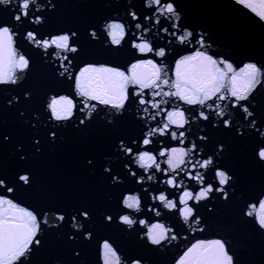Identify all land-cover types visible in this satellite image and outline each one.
I'll list each match as a JSON object with an SVG mask.
<instances>
[{"label":"snow or ice","instance_id":"1","mask_svg":"<svg viewBox=\"0 0 264 264\" xmlns=\"http://www.w3.org/2000/svg\"><path fill=\"white\" fill-rule=\"evenodd\" d=\"M232 4L264 31V0ZM12 5L0 0V264H88L93 241L97 264H152L150 253L187 239L184 225L206 233L222 210L232 231L195 239L173 264H264V39L258 57L237 61L184 24L178 0H117L99 21L63 25L61 9L95 0ZM113 229L134 246L99 236Z\"/></svg>","mask_w":264,"mask_h":264},{"label":"water","instance_id":"2","mask_svg":"<svg viewBox=\"0 0 264 264\" xmlns=\"http://www.w3.org/2000/svg\"><path fill=\"white\" fill-rule=\"evenodd\" d=\"M117 0H95V6L85 9H71L63 8L57 14L56 23L63 25L72 20V18L81 14L87 16L93 21H99L104 15H108L112 11L110 5H114ZM123 2H128V0H123ZM134 3L139 5L140 0H133ZM181 5L182 16L184 18L183 22L186 25L196 28L197 32L201 31L202 28L208 29L211 34L212 40L215 41L213 44L214 49L224 51L233 56L237 61L241 60L246 55H256L257 57L261 52V42L264 39V31L261 30L259 24L251 17L250 13L245 11H238L233 7L232 0H178ZM13 7H15V0H13ZM115 13H113L114 15ZM121 15L123 13L121 12ZM0 19L8 20L9 13L0 11ZM102 23V21H101ZM47 28H42L41 31H47ZM211 42V41H209ZM163 43V41H161ZM22 51H25L28 55L37 56L36 51H34L31 46L27 45L25 42L21 41L19 44ZM96 58L101 59H114L120 63H124L130 56V53L126 50L123 54L112 56L101 52L100 50H95L93 53ZM174 53L168 57V63L171 64L173 60ZM54 88L63 91L67 88L66 85H53ZM257 101L264 102V97L257 96ZM192 131L195 132V126L192 127ZM191 138V137H190ZM172 146H178V142H170ZM244 152V147L238 145L235 149L234 161L240 162L242 154ZM163 160L164 158H160ZM166 167V165H162ZM152 182L146 181L144 187H149ZM125 187H133L131 184L125 185ZM163 188V185H159ZM171 191V190H169ZM26 203H33L34 197L31 195H26L22 197ZM107 200V195L104 197ZM146 203L151 204L150 200H146ZM203 214V209H200ZM140 218H145L141 216ZM163 222L167 224H175L176 218L173 216L170 219L165 216L163 217ZM234 222V213L231 210H222L217 221L212 223V227L206 233H200L198 231L193 232L188 230L187 225L183 226L181 232L182 236H186L179 242H173L178 246H168L163 252L150 253L149 256L152 260V264H173V257L177 253H181L186 246H190L195 239L200 238H211L216 233L224 232L229 234L232 231ZM182 223V222H181ZM179 227V225H177ZM99 236H111L120 247L127 249L134 246L135 241L130 238L126 233H121L115 229L113 230H101ZM99 236L97 239H99ZM236 239L242 240L248 251L245 255L252 254L253 258L259 259L258 246L255 245L248 235L243 231L236 229L235 233ZM88 264H97V242L93 241L89 247L86 255Z\"/></svg>","mask_w":264,"mask_h":264}]
</instances>
